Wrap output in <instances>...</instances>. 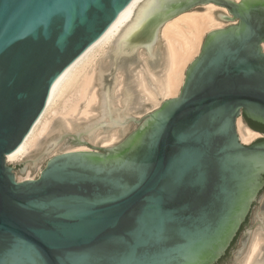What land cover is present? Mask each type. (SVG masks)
<instances>
[{"label": "water", "instance_id": "95a60500", "mask_svg": "<svg viewBox=\"0 0 264 264\" xmlns=\"http://www.w3.org/2000/svg\"><path fill=\"white\" fill-rule=\"evenodd\" d=\"M132 1L0 0V264H214L254 204L264 139L243 143L237 123L245 116L264 124V0H144L97 60L88 96L96 85L90 110L98 120L8 165L62 74ZM209 3L226 8L215 18L230 24L207 33L179 95L119 143L99 146L109 136L94 145L97 128L109 133L144 112L135 87L139 48L161 74V27ZM122 71L131 75L119 98L125 109L114 96ZM65 137L90 149L56 155L39 177L16 179L13 167L24 176L33 163L34 175Z\"/></svg>", "mask_w": 264, "mask_h": 264}, {"label": "bare ground", "instance_id": "6f19581e", "mask_svg": "<svg viewBox=\"0 0 264 264\" xmlns=\"http://www.w3.org/2000/svg\"><path fill=\"white\" fill-rule=\"evenodd\" d=\"M143 1L133 0L129 5L128 13L103 38L78 57L62 74L53 88L44 112L22 144L14 152L7 155V161L17 162L26 157L38 145L37 143L41 136L49 130L51 122L56 115L61 114L63 117H73L75 114H78L88 117L92 114L90 107H93L98 102V93L95 86L91 94L89 96L88 94L94 81L97 57L102 54L101 52L106 47L108 48L110 46L119 32L132 20L135 9ZM217 8L220 7L209 3L206 6V12L194 10L185 12L168 20L161 27V38L164 40L168 52V68L166 69L164 78L161 80L162 84H158L156 91L150 90L146 86L145 79L141 80L140 85L146 94L147 100L159 104L157 102L159 95L168 99L179 92L185 76L184 70L188 63L192 62L195 54H198L201 49L204 34L225 25L223 22H219L214 16V11ZM143 54L147 56L146 49L143 50ZM157 81L159 82V80ZM81 104L82 106L78 111ZM125 107L126 105H123V109ZM127 124L114 128L106 134L100 129L96 132L94 131L91 139L92 141L95 140V142H98L100 141L99 137L104 134V138L109 136L110 138L109 140H104L103 143L107 146L112 145L121 137ZM239 132L243 143H250L261 135L252 128H246L244 131L240 128ZM262 239L264 240V234H262ZM262 246L260 238L253 242L252 247H250V255H248L249 257L247 256L248 262L245 264H254L252 263L253 258L255 255H258Z\"/></svg>", "mask_w": 264, "mask_h": 264}, {"label": "rangeland", "instance_id": "374dc122", "mask_svg": "<svg viewBox=\"0 0 264 264\" xmlns=\"http://www.w3.org/2000/svg\"><path fill=\"white\" fill-rule=\"evenodd\" d=\"M206 6L200 7V8H204L202 10V12H204L206 10ZM193 10L198 11L196 9H193ZM226 10L227 9L226 8L224 9V7L217 8L214 11L215 12L214 16H215L217 11H222L223 13H228ZM199 12H201V11H199ZM223 23L225 24V25H223V27L230 24L229 22H223ZM206 35H207V32L203 36L202 44H203V40L206 37ZM162 42H163V45L165 48V56H164V70L162 71L161 74H156L152 71V69L150 68V66L148 65V63L145 60L146 56H144V54H143L144 49L142 50V48H139L138 54H139V57L141 60V64L135 71V87H136L137 92L140 93L144 98L145 109H144V112L130 113V115L133 116V123H128L126 125L125 130L122 132L121 137H119L117 139V141L115 143H113L112 145L119 143L127 134H129L131 131L136 129V127L138 126V123L136 121L141 122L144 118H146L148 115H150L155 109H157L161 105V103L164 101V99L166 98V97L163 98L161 95H159V98L157 101L159 104H156L154 101L147 100L146 94L142 90V87L140 85L141 80L145 79L146 86L150 90L156 91L158 89V84L159 85L162 84L161 80H162V78H164V75L166 74V71H167L166 69L168 68V65H167V63H168V52H167L164 40H162ZM107 49L108 48L106 47L103 50V52H101L102 54H100L97 57V60L104 54V51H106ZM200 50H199L198 54H195V57L192 59V61L199 55ZM190 63H188L187 67L190 65ZM187 67L184 71L187 70ZM95 70H96V66H95ZM94 75H95V72H94ZM129 76H131V75H125L123 73V71L117 72V75H116V77L119 78V84H118L117 88L114 89V96H115L116 105H118L121 108H123V105H126V104H121L120 99H119L122 96L124 78H127ZM184 79H185V76H184ZM157 80H159L160 83ZM183 83H184V80H183ZM183 83H182V85H183ZM182 85H181V87H182ZM181 87H180V89H181ZM95 89H96V85H95ZM96 91H97V89H96ZM179 92H180V90H179ZM179 92L173 97L178 96ZM98 102H99V98H98ZM98 102L95 103L93 106L97 105ZM99 115H100V112H98V111H92V114L88 117L78 115V114H75L73 117H69V116L63 117V115H61V114L56 115V117H54L52 122H51V126H50L49 130L43 136H41V138L39 139V141L37 143L38 145L36 147H34L31 150V152L26 157H24L23 159H21L17 162L7 161L8 165H15L19 162H22L24 160H27V159H30L32 157L39 155L40 153L44 152L46 146L53 139H55L58 136H61V135L66 134V133L79 132V131H82L84 129L89 128L98 120ZM239 119H240L239 124L237 123V131H238L239 137L241 138L240 132H239L240 128L244 131V130H246V128H251V127L246 123V121L244 120L243 117H241ZM97 130H99V129L97 128L95 130V132ZM260 134L261 135L258 138L254 139L250 143L256 142L260 139H264V134L263 133H260ZM104 137H105V135L103 134L99 138H100V140H102ZM98 142H95L94 145H96ZM250 143H245V144H250ZM112 145H108V146H112ZM99 146H107V145H105L102 142ZM82 148L90 149L86 145L71 144V139L68 137H65L62 140L57 142L56 146L54 147V149L49 154H44L43 158L41 160L37 161V169H36V172L34 175H32V172H31V168L33 166V163H29L24 176L20 174L19 168L13 167V172H14L15 177L18 181H23V180H27V179H35V178L40 176L44 167L47 165L48 160H50L52 157L59 155L61 153H64L66 151L79 150ZM258 214H260L262 221L258 220ZM263 228H264V190L262 191L261 196L258 199V202L255 204V207L252 211V216H251L249 228L245 231V232H248V235L246 236L245 243H241L240 240L237 243V247L240 248V254L239 255H237V254L233 255V257L230 259L228 264H245L248 262L247 258L249 257L248 255H250V252H251L250 247H252L253 242L256 239L260 238V243L262 245L264 244V240L262 239ZM261 230H262V232H261ZM244 233L241 235V237L244 235ZM241 250H242V252H241ZM261 252L262 251L260 250L258 255L254 256L252 263L255 264L256 258H257V256L260 255Z\"/></svg>", "mask_w": 264, "mask_h": 264}, {"label": "flooded vegetation", "instance_id": "af4514ba", "mask_svg": "<svg viewBox=\"0 0 264 264\" xmlns=\"http://www.w3.org/2000/svg\"><path fill=\"white\" fill-rule=\"evenodd\" d=\"M243 118L246 121V123L252 129L256 130L259 133H263L264 134V124L255 122V121H253V120H251V119H249V118H247L245 116H243ZM263 190H264V184L261 187V189L258 191L257 198L255 199L254 204L251 206L248 215L245 217L244 221L241 223V225H240L239 229L237 230L235 236L233 237V239L231 240V242L228 245L227 249L225 250L224 254L220 258L221 259L220 264H226L233 257V255H235V254L239 255L240 254V248L237 247V243H238L239 240L241 241V243H245V241H246V236L248 235V232H245L242 237H241V235L243 233L244 228L246 227V225L249 222V219H250V216H251V212L254 209L255 204L258 202V199L260 198L261 193H262ZM263 234H264V228H263ZM242 250H241V252H242ZM261 251L262 252L260 253V255L257 256V258H256L255 264H264V244H263V246L261 248Z\"/></svg>", "mask_w": 264, "mask_h": 264}, {"label": "trees", "instance_id": "16d2710c", "mask_svg": "<svg viewBox=\"0 0 264 264\" xmlns=\"http://www.w3.org/2000/svg\"><path fill=\"white\" fill-rule=\"evenodd\" d=\"M220 262H221V259L219 261H217L215 264H220Z\"/></svg>", "mask_w": 264, "mask_h": 264}]
</instances>
